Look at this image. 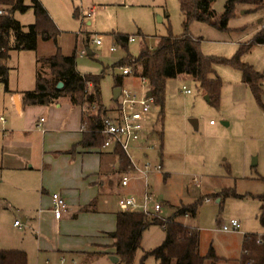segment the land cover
Returning <instances> with one entry per match:
<instances>
[{
  "label": "rangeland",
  "instance_id": "1",
  "mask_svg": "<svg viewBox=\"0 0 264 264\" xmlns=\"http://www.w3.org/2000/svg\"><path fill=\"white\" fill-rule=\"evenodd\" d=\"M39 2L60 31L57 45L41 37L36 52L11 51L8 62L13 81L20 80L24 87L30 89L35 87L36 59L57 54L58 46L65 56L77 52V67L81 72L98 71L105 75L102 80L103 100L112 104L114 75L122 72L119 68L115 69V73L112 72L116 63L128 56L137 58L144 47L157 48L161 39L181 37L187 31L201 43L199 49L203 56L233 61L239 55L241 64L252 67L255 72L264 73V45L253 44L256 35L264 29V8L258 10L238 6L236 14L228 22L227 30L194 22L186 31L185 17L178 0ZM227 2L217 0L213 4L216 19L224 14ZM25 4L31 6V0H26ZM14 17L25 31L36 22L33 8L23 14L17 12ZM88 22L91 25H87ZM114 34L133 37L135 42L124 45ZM97 36H102L101 47L94 43ZM111 47H115L116 51L111 52ZM83 50H91L94 56H82ZM213 68L215 72L209 78L222 83L219 105H212L207 100L205 90L190 76L168 81L164 121L157 128L159 134L157 132L151 138V142L158 144L159 149L149 151V159L136 158L141 162L164 166L163 173L151 177L148 182L149 190L164 203L159 214L162 218H172L182 205L199 204L196 217L178 218V221L199 230L201 257H208L211 249L214 250L216 258L207 259L204 264H240L244 235L261 233L256 232V228L263 230L258 220L261 201L256 197L264 193V93L261 105L251 89L243 83L244 76L240 69L222 62ZM122 80L123 83L127 81L130 88H142L138 78L122 74ZM184 87L191 94H186ZM261 88L264 92V81ZM3 90L2 86L0 113L4 112ZM82 107L86 116H92L96 111L87 104ZM106 108L111 110L113 106ZM191 120L198 121L197 129ZM1 142L2 134L0 149ZM255 159L257 166H253ZM145 185L144 180L132 183L124 194L140 198L146 193ZM136 186L139 191L135 189ZM225 191H235L243 197L225 196ZM0 214L2 219L9 216V213ZM232 220L240 223V231H222L223 225H229ZM2 231L0 228V238H3ZM22 232L29 233L26 230ZM30 235L32 237L28 235V245L33 247V240L37 239L35 234ZM166 236V231L160 225H152L147 229L133 264H160L150 252L164 245ZM71 257L67 256L68 259ZM76 259L82 263L84 258L77 256ZM48 260L57 262L52 258ZM29 264L37 262L32 263L29 259ZM88 264L114 263L105 257L94 259Z\"/></svg>",
  "mask_w": 264,
  "mask_h": 264
},
{
  "label": "crops",
  "instance_id": "2",
  "mask_svg": "<svg viewBox=\"0 0 264 264\" xmlns=\"http://www.w3.org/2000/svg\"><path fill=\"white\" fill-rule=\"evenodd\" d=\"M10 54L8 60H1V65L8 67ZM113 69L115 73L116 68ZM78 71L82 75H101L98 71ZM122 72L115 74L114 80L122 78ZM23 84L20 80L13 81L10 69L8 91L3 87L4 112L0 113L6 118L5 124L0 123V212L9 213L7 218L0 216V228L3 229L0 253L23 252L27 264L29 259L32 263L42 264L48 258L58 261L60 256H73L71 259L75 260L77 256L83 257L82 263L77 260L79 264L105 257L110 259L115 256L117 215L122 212L118 200L132 183L140 180L134 179L128 187L122 188L120 161L115 153L102 147L80 145L87 133L83 107L73 106L68 98L50 106L25 105L23 94L35 89L36 74L33 89ZM16 99H19V109L15 106ZM103 103L106 107L113 106L111 115L116 111L113 99L112 104L104 100ZM155 111L159 115L158 109ZM42 118L45 123L39 128ZM160 125L161 119L157 128ZM157 132L160 131L157 129ZM136 157L146 160L149 154L136 152ZM159 157H162L161 153ZM138 163L143 162L138 160ZM135 189L139 191L137 186ZM53 194H61L67 204L60 220L52 213ZM20 220V226H16L15 222ZM262 229H254L261 232L256 236L264 238ZM24 230L29 236L35 234L37 240H33V247L28 245L29 236L22 232ZM246 235L254 234H245L244 238Z\"/></svg>",
  "mask_w": 264,
  "mask_h": 264
},
{
  "label": "trees",
  "instance_id": "3",
  "mask_svg": "<svg viewBox=\"0 0 264 264\" xmlns=\"http://www.w3.org/2000/svg\"><path fill=\"white\" fill-rule=\"evenodd\" d=\"M180 10L185 17L186 31L194 22L211 25L219 30H227L228 22L234 16L238 6H248L254 9L264 8V0H228L224 14L216 19L213 4L217 0H178ZM26 0H0L4 14L0 16V60H8L11 51H37L39 38L54 41L57 45L60 31L39 2L31 0L32 5L26 6ZM33 8L36 22L25 31L24 26L15 19L17 12L26 13ZM119 42L127 44L128 36L114 34ZM198 40L187 33L181 37H167L160 40L157 48L144 47L139 57H125L115 64V68H131L134 78H146L150 84L152 96L156 100L159 118L164 121L167 83L182 76H190L200 84L205 94L214 106H218L222 91L220 80L209 78L218 62L231 64L243 73V83L253 92L259 104L262 103V83L264 73H258L252 67L241 64L239 55L233 61L205 57L199 49ZM264 45V29L259 32L254 43ZM126 47V46H124ZM57 54L41 57L37 60L36 87L24 92V104L28 106H50L62 98H68L73 106L84 104L95 107L92 116H84L87 129L81 146L86 148L102 147L105 137L100 133L103 121L114 109H107L103 103L101 82L105 75H82L77 69V52L65 56L57 46ZM10 69L0 64V86L8 91ZM59 83L65 84L59 89ZM121 77L115 78V88L123 87ZM117 102H115L116 104ZM108 115V116H107ZM120 161V172L129 169L130 161L125 152L114 151ZM225 196L241 198L235 191H225ZM220 195V193H219ZM261 201L262 209L258 220L264 228V194L256 197ZM198 203L182 205L175 215L169 219L149 218L142 213L120 212L117 215L118 224L114 234L115 256L121 264H133L136 252L141 246L144 232L152 225H160L166 231L164 245L150 252L160 264H204L207 259H215L211 249L208 257L199 253V230L186 226L178 218L196 217ZM86 210H88L86 208ZM256 235H246L243 241V254L240 264H264L263 244L256 243ZM0 264H27L26 254L18 251L0 253Z\"/></svg>",
  "mask_w": 264,
  "mask_h": 264
},
{
  "label": "built area",
  "instance_id": "4",
  "mask_svg": "<svg viewBox=\"0 0 264 264\" xmlns=\"http://www.w3.org/2000/svg\"><path fill=\"white\" fill-rule=\"evenodd\" d=\"M0 4V16L4 14V10ZM94 43L101 47L103 46L102 36H97ZM127 43L135 42V38L129 37ZM111 52L116 51L115 47H111ZM82 56L88 54V51H82ZM1 62V60H0ZM124 76L131 78L133 76L130 67L122 69ZM141 82V89L136 90L127 85L121 87L122 92L116 103V111L111 117L103 121L100 133L105 137L103 148L107 150L122 151L130 161V167L125 172L120 173L122 188L130 185L134 179L146 181V193L140 198L133 195L121 196L118 200V205L122 212L142 213L149 218H162L161 214L164 203L160 202L156 195L149 190V179L154 174H162L163 169L160 164H153L148 161L142 164L138 163L136 152L147 154L149 151L159 149L158 144L151 142L152 135L156 134L157 123L159 116L156 113V100L148 93L151 92V87L146 78H138ZM186 94H191L189 89L183 88ZM92 110L95 107H90ZM0 123L5 124L6 118L0 116ZM45 119H40L39 128H43ZM213 124V122H212ZM53 209L52 213L56 220H60L63 216V211L67 204L61 194H53ZM206 201H209L206 200ZM20 221H16L15 225L20 226ZM241 225L238 221L232 220L229 225H223L221 228L225 233L239 232ZM257 244H263V238L257 236ZM45 264H79L77 260L68 259L67 256H60L56 263H51L48 260Z\"/></svg>",
  "mask_w": 264,
  "mask_h": 264
},
{
  "label": "water",
  "instance_id": "5",
  "mask_svg": "<svg viewBox=\"0 0 264 264\" xmlns=\"http://www.w3.org/2000/svg\"><path fill=\"white\" fill-rule=\"evenodd\" d=\"M88 55H92V52L89 51V52H88ZM64 85H65V84H63V83H59L58 88L61 89V88H63ZM121 92H122V89H121L120 87L115 88V89L113 90V100H114V102H117L118 98H119L120 95H121ZM151 95H152V93L149 92V93H148V96H151ZM207 100H209L208 97H207ZM15 106H16L17 109H19V99H16V101H15ZM190 122H191V124L195 127V129L198 128V127H197V122H198V121H196V120H191ZM253 166H257V160H256V159H255L254 162H253ZM110 260H111L114 264H119V262H120V258H118L117 256H111Z\"/></svg>",
  "mask_w": 264,
  "mask_h": 264
}]
</instances>
